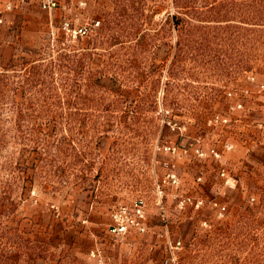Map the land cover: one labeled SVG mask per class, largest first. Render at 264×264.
Wrapping results in <instances>:
<instances>
[{
    "label": "rangeland",
    "instance_id": "1",
    "mask_svg": "<svg viewBox=\"0 0 264 264\" xmlns=\"http://www.w3.org/2000/svg\"><path fill=\"white\" fill-rule=\"evenodd\" d=\"M46 1L0 0V264H264V0Z\"/></svg>",
    "mask_w": 264,
    "mask_h": 264
},
{
    "label": "built area",
    "instance_id": "2",
    "mask_svg": "<svg viewBox=\"0 0 264 264\" xmlns=\"http://www.w3.org/2000/svg\"><path fill=\"white\" fill-rule=\"evenodd\" d=\"M55 4V0H47L43 5L44 7L52 6ZM127 207L116 211L113 215L114 222L111 224V231L113 232H126L130 227L142 229L141 219L144 216V211L141 202H135L133 207V214L128 216ZM125 214V218L122 217Z\"/></svg>",
    "mask_w": 264,
    "mask_h": 264
}]
</instances>
